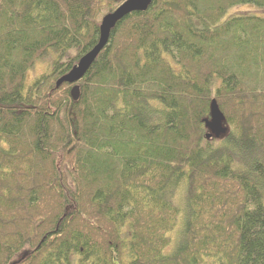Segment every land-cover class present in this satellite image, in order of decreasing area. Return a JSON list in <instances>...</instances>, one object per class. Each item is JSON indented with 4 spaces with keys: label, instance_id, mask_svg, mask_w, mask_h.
<instances>
[{
    "label": "trees",
    "instance_id": "16d2710c",
    "mask_svg": "<svg viewBox=\"0 0 264 264\" xmlns=\"http://www.w3.org/2000/svg\"><path fill=\"white\" fill-rule=\"evenodd\" d=\"M124 1L0 0V264H264V0H151L58 86Z\"/></svg>",
    "mask_w": 264,
    "mask_h": 264
},
{
    "label": "water",
    "instance_id": "95a60500",
    "mask_svg": "<svg viewBox=\"0 0 264 264\" xmlns=\"http://www.w3.org/2000/svg\"><path fill=\"white\" fill-rule=\"evenodd\" d=\"M152 4L151 0H126L122 5H120L114 13H108L104 16L101 23V34L100 40L95 47L84 55L80 59L77 65L72 68L64 77L62 76L58 82V86H62L64 83L77 84L81 79L85 78V75L92 67L93 63L97 59L101 51L109 43L112 31L117 27V25L124 20L128 15L135 12H144L150 8ZM80 87L76 85L71 91L73 100L78 101L81 97ZM212 119L208 122V127L211 133L207 135L209 138L214 135L219 136L225 132L222 122L224 121V114L220 111L217 103L215 101L212 103Z\"/></svg>",
    "mask_w": 264,
    "mask_h": 264
},
{
    "label": "rangeland",
    "instance_id": "374dc122",
    "mask_svg": "<svg viewBox=\"0 0 264 264\" xmlns=\"http://www.w3.org/2000/svg\"><path fill=\"white\" fill-rule=\"evenodd\" d=\"M253 8H255L254 6H250V5H247V6H240V7H237L236 9H234L235 10V12L236 13H240L241 14V12H250L251 10H253ZM46 65V64H45ZM42 66V65H41ZM40 66V67H41ZM32 75H35V73H34V71H32V73H31ZM222 124L224 125V123L222 122ZM224 127V126H223ZM211 133V132H210ZM213 135H214V133H213ZM178 230V229H177ZM177 230L175 231V232H173L171 235H170V237L172 238V241H177ZM169 251H171L172 249L171 248H169L168 249ZM71 259V263L72 264H79L78 263V257L76 256V255H73L72 256V258H70Z\"/></svg>",
    "mask_w": 264,
    "mask_h": 264
}]
</instances>
